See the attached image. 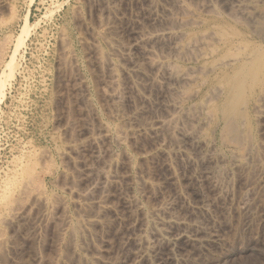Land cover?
Segmentation results:
<instances>
[{
  "label": "rangeland",
  "instance_id": "obj_1",
  "mask_svg": "<svg viewBox=\"0 0 264 264\" xmlns=\"http://www.w3.org/2000/svg\"><path fill=\"white\" fill-rule=\"evenodd\" d=\"M262 57L264 0H0V264H264Z\"/></svg>",
  "mask_w": 264,
  "mask_h": 264
},
{
  "label": "bare ground",
  "instance_id": "obj_2",
  "mask_svg": "<svg viewBox=\"0 0 264 264\" xmlns=\"http://www.w3.org/2000/svg\"><path fill=\"white\" fill-rule=\"evenodd\" d=\"M27 24V21H25V25ZM262 59H264V57H262ZM262 61H264V60H262ZM259 62V61H258ZM260 63H262L263 64V62H259V64ZM259 64H257V66L259 65ZM262 66V65H261ZM261 66L260 67H258V68H261ZM264 66V65H263ZM242 71V70H241ZM257 72H259L260 73V71H259V69H258V71ZM15 73H17V69L15 70ZM259 73H257V75L259 74ZM240 74L242 75V73L240 72ZM238 75V74H237ZM241 75H239V76H241ZM12 77H13V73H12V75H11ZM238 78V77H237ZM243 79V78H242ZM240 81H241V79H240ZM240 81H238V82H240ZM239 84V83H238ZM238 84H236L237 86H238ZM236 85L234 86V87H236ZM233 86V85H232ZM1 87V89L2 88H4V85L2 86H0ZM238 87H240V84H239V86ZM240 88H242V87H240ZM237 89H239V88H237ZM231 90H234L233 88L231 89ZM237 91H240V89L239 90H237ZM236 92V91H235ZM232 93V92H231ZM239 93V92H238ZM231 95V94H230ZM233 95V94H232ZM235 95V94H234ZM233 95V96H234ZM232 96V97H233ZM3 98V90H1L0 91V101H1V99ZM231 98V97H230ZM229 98V99H230ZM226 102V101H225ZM228 103V102H227ZM227 105V104H226ZM226 105H225V108H226ZM224 107V106H223ZM222 108V107H221ZM222 110H224V109H222ZM233 111H235V110H233ZM224 112H225V110H224ZM223 112H221V114H222ZM232 113V112H231ZM225 114H226V112H225ZM230 114V113H229ZM240 114V113H239ZM238 114V115H239ZM241 115V114H240ZM226 116V115H225ZM231 116V115H230ZM222 117H224L223 115H222ZM232 117V116H231ZM229 118V117H227L228 119V122H226V119H225V122H226V124H227V126H226V128L228 129V132L231 134L232 132H234L235 134L236 133H238L237 131H238V129H239V127H238V125H237V123H235V121H234V118ZM241 117V116H240ZM240 119V118H239ZM224 121V120H223ZM237 122H239V120L237 121ZM240 123V122H239ZM235 125H237V127H238V129L236 128V126ZM240 125V124H239ZM241 126V125H240ZM225 127V126H224ZM227 129H226V131H227ZM240 130V129H239ZM231 131V132H230ZM239 133H240V131H239ZM233 134V133H232ZM234 134V135H235ZM260 176H261V179H263L264 180V171L263 170H261L260 172ZM38 195H39V197L41 198V195H40V193H37ZM36 198H38L37 197V195H36ZM239 206H240V209H244L245 207H246V197H244V198H242V199H240V201H239V204H238ZM238 206V207H239ZM260 213V216H259V219H258V221L259 222H262V223H264V207H263V209L259 212ZM15 215V214H14ZM18 215V214H17ZM16 215V216H17ZM15 216V217H16ZM14 216H13V218H15ZM12 218V219H13ZM97 222V221H96ZM7 224V223H6ZM255 248V247H254ZM253 248V249H254ZM257 248V247H256ZM255 248V249H256ZM231 258H232V255L230 254V253H225L223 256H221V257H219L216 261H214L212 264H227L230 260H231Z\"/></svg>",
  "mask_w": 264,
  "mask_h": 264
}]
</instances>
